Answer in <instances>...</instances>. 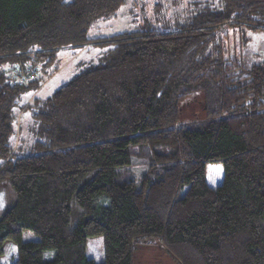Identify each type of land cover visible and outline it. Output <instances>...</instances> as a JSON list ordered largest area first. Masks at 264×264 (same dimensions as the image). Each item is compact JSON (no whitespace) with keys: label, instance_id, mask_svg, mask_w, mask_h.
<instances>
[{"label":"trees","instance_id":"obj_1","mask_svg":"<svg viewBox=\"0 0 264 264\" xmlns=\"http://www.w3.org/2000/svg\"><path fill=\"white\" fill-rule=\"evenodd\" d=\"M126 2L0 0V184L15 194L0 264L7 240L12 264H134L136 245L155 242L178 264H264V60L249 64L231 39L264 28V0H194L175 20L161 1L157 25L89 36ZM106 43L103 60L38 95L58 49ZM18 67L46 71L18 81ZM192 96L206 118L178 126ZM21 110L34 134L23 154ZM133 158L147 165L138 178Z\"/></svg>","mask_w":264,"mask_h":264},{"label":"rangeland","instance_id":"obj_2","mask_svg":"<svg viewBox=\"0 0 264 264\" xmlns=\"http://www.w3.org/2000/svg\"><path fill=\"white\" fill-rule=\"evenodd\" d=\"M163 2L168 6L164 10L165 17L171 15L173 19H185L188 17L185 12L194 0H127L121 6L118 12L110 17L101 18L96 21L89 29L91 38H107L125 31H134L139 28H146L151 24L157 25L158 15L155 9L159 8L156 4ZM157 15V16H156ZM154 16V17H153ZM160 15V17H164ZM232 44L238 45L242 49L243 56L249 64L261 62L264 60V28L253 29L245 27L241 31L232 29ZM111 44H88L83 47H62L56 51L57 61L50 71L40 68V73L46 71L48 75L45 84L42 86L38 95L40 97L52 96L62 85L68 83L76 74L88 68L93 64L103 60L105 52ZM58 67V70L55 68ZM54 72V73H53ZM15 80L24 78L19 74V67L13 71ZM40 73L38 75H40ZM19 76V77H18ZM31 96L30 99L34 97ZM185 118L179 125L191 126L201 123L205 120L204 99L201 96H192L184 103ZM32 116L30 110L20 111L16 129L13 138L15 145L20 142V152H29L30 146L34 140L32 133ZM132 169L138 178L142 175L147 165L145 162L136 158L132 159ZM15 194L9 181L0 184V215L12 204ZM23 240H36L38 236L31 230L24 229L22 234ZM15 244L7 240L4 244L5 254L1 257V264H12L17 257ZM88 255L101 263L104 261V242L103 237L92 236L88 238ZM134 264H178L174 256L168 252L167 248L158 242L147 245H136L134 253Z\"/></svg>","mask_w":264,"mask_h":264},{"label":"built area","instance_id":"obj_3","mask_svg":"<svg viewBox=\"0 0 264 264\" xmlns=\"http://www.w3.org/2000/svg\"><path fill=\"white\" fill-rule=\"evenodd\" d=\"M40 73V71L38 70H35V71H32L30 72L28 75L23 71L22 68H19V74L16 73V75H19V76H24L25 78L29 77V76H35V75H38Z\"/></svg>","mask_w":264,"mask_h":264}]
</instances>
